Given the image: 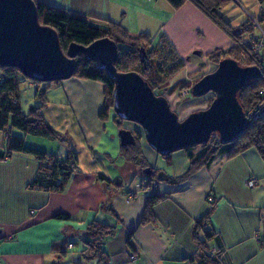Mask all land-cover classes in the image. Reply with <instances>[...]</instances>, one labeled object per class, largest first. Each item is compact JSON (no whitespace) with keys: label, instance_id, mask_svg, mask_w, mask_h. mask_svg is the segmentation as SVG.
<instances>
[{"label":"crops","instance_id":"crops-1","mask_svg":"<svg viewBox=\"0 0 264 264\" xmlns=\"http://www.w3.org/2000/svg\"><path fill=\"white\" fill-rule=\"evenodd\" d=\"M40 1L96 25L119 22L133 35L149 34L150 41L163 35L190 69L197 64L191 63L192 55L206 53L209 63L211 52L236 45L191 1L177 8L167 0ZM218 13L232 28L242 27L248 13L264 26V0H229ZM46 99L42 116L67 141L19 136L27 146L48 154L65 156L73 150L77 168L61 191H43L28 187L38 169L33 156L12 153L0 159V264H74L84 248L85 227L101 218L104 203L121 218L116 233L104 241L108 264H198L201 253L192 227L210 207L207 196L220 203L209 221L217 236L207 243L215 250L211 257L216 264H264V186L258 181L264 176V163L254 149L232 158L217 155L183 182L158 181L153 193L164 197L152 209L154 221L139 225L147 194L130 199L125 194L137 191L142 170L125 159L114 164V138L106 134L105 125L109 118H98L104 100L102 84L71 77L52 84ZM139 146L146 163L162 169L160 157L144 138ZM188 163L183 150L171 153L167 177L182 175ZM249 179L258 186L248 188ZM59 213L69 218H56ZM76 239L81 245L72 251ZM131 255L136 257L133 262Z\"/></svg>","mask_w":264,"mask_h":264},{"label":"trees","instance_id":"trees-1","mask_svg":"<svg viewBox=\"0 0 264 264\" xmlns=\"http://www.w3.org/2000/svg\"><path fill=\"white\" fill-rule=\"evenodd\" d=\"M33 1L36 5L39 23L49 26L56 31L60 47L64 52L67 45L71 42L80 45H88L96 39L107 37L117 45V57L115 60L116 69L120 72H137V70L134 69L136 50L137 57L141 62L144 71L146 70L145 72L138 71V73L151 84L153 89V84L149 79L148 74V72L150 73L151 67L148 61V56L143 47L145 42H148L150 45L152 44L149 34L139 33L133 35L119 22L107 21L104 25H96L87 18L72 14L66 9L49 5L40 0ZM167 1L174 8L179 7L185 1L193 2L194 5L220 30L229 36L234 43L239 41L243 26L232 28L218 13V9L228 3L229 0ZM156 45L161 46V48H163L162 50H164L165 47L168 55H172L171 58L174 56L177 59L175 65H172L171 70H178L183 67V61L178 58L172 45L168 42L165 36H159ZM140 48L144 49L145 63L139 58ZM235 49L236 46H232L226 51L211 52L209 54V59L213 60L214 58L215 62H218L222 58L230 57L234 58L239 64L244 63L245 65H248L249 63L241 62L236 58ZM75 61L76 67L72 77L93 80L101 83L103 86V107L98 114V118L104 121L112 116L113 120L116 121L117 117L112 108L113 81L107 76L104 70L98 69L95 62L87 60L82 53H78L75 56ZM158 71L163 72V69L158 67ZM0 74L2 76L0 81V126H5L10 130L9 137L0 139V159L9 157L12 153L33 156L38 162V169L34 178L28 184V187L43 191H61L71 174L77 168V160L73 150H68L65 156L48 154L42 150L27 146L22 136L11 133V129H16L24 135L42 137L59 142L67 141V138L59 131L52 128L42 116V109L47 101L46 92L50 85L59 81L44 83L46 86L38 89L36 84L40 82L32 81L23 77L15 67L0 66ZM24 78L30 81L28 84L29 87L35 88L33 97L37 103L36 105L30 106L27 113L21 110L19 99V84ZM261 87H264L262 78L247 81L240 88L237 98L244 112L254 105L264 103V97L258 94V89ZM117 124H120V122ZM134 136L135 143L133 144V148H135V152L127 155L126 160H135L134 162H136V164L140 163L138 165L141 167V170L146 167L150 168L151 173L147 175L142 172L141 178H146L148 181H152L155 179L158 170L150 167L141 155L139 146L141 134L135 132ZM217 139L218 137H216V139H211L207 143L184 149L183 151L189 159L188 167L182 175L168 177V182H183L187 180L201 167H208L217 155H225L227 158H232L246 150L254 149L264 163V115L259 119L252 121L242 134L233 141L221 144ZM197 146L200 147L199 150L193 152L192 150ZM158 156L163 159L166 164H170V154ZM98 177L107 181V179L101 174H99ZM54 181H58L59 183L57 184V182ZM163 197L164 196H159L154 193L146 195V202L139 219V225L154 221L152 209ZM206 199L210 207L204 215L194 221L192 234L197 248L201 253L198 264H216V261L211 257L212 255L209 254L210 249L207 247V243L217 236L209 224L210 217L217 206V201L209 196H207ZM100 210L102 213L101 218L93 219L85 227V239L83 241L84 248L77 255L75 263H83L93 258L96 259L97 264H108L109 262V256L104 249V241L107 237L113 236L116 233L118 226L121 224V218L109 203L102 204ZM55 217L61 219L69 218L68 215L62 213L55 215ZM131 234L132 231L129 233V236Z\"/></svg>","mask_w":264,"mask_h":264},{"label":"water","instance_id":"water-1","mask_svg":"<svg viewBox=\"0 0 264 264\" xmlns=\"http://www.w3.org/2000/svg\"><path fill=\"white\" fill-rule=\"evenodd\" d=\"M78 53L94 61L113 81L112 108L116 122L138 125L147 145L160 156L207 143L212 133L218 135L221 144L229 143L251 123L237 95L247 81L260 78L256 65H241L230 57L220 59L213 71L204 74L189 89L193 97L213 93L210 103L180 120L167 99L156 95L138 72L116 69L117 45L111 39L99 38L88 45L71 42L64 52L56 31L39 23L33 0H0V66L15 67L23 77L40 83L61 81L73 76ZM144 57V49L140 48L143 63ZM117 137L121 147L135 143L129 129L119 127ZM142 172L148 175L151 170L146 167ZM167 178L163 171L155 176L160 182Z\"/></svg>","mask_w":264,"mask_h":264},{"label":"rangeland","instance_id":"rangeland-1","mask_svg":"<svg viewBox=\"0 0 264 264\" xmlns=\"http://www.w3.org/2000/svg\"><path fill=\"white\" fill-rule=\"evenodd\" d=\"M241 33L243 34V32ZM158 37H154V41H152L151 45L148 42H145L143 45L146 55L148 56V59H149L148 61L151 67L150 73L148 72L149 79L151 80L153 84V90L155 94L164 96L167 99L171 110L174 111L177 114L178 118L181 120L185 118L191 112L206 108L209 102L211 101V99L213 98V93H208L201 97H193L189 94V89L192 86V84L195 83L200 77H202L206 73L213 71L216 67L217 62H215V59L213 58V60L209 59L210 62L208 63V61H206L207 56H208L206 53H204L201 56L192 55L191 60H190L191 63H197L193 68L190 69L189 66L186 65L187 60L185 59L184 60L185 63L183 62L182 68L178 70H174V69L171 70L172 65H175L177 59L174 56L173 58H171L172 55H168L167 49L165 47H164V50H162L163 48H161V46L156 45V43L158 42ZM241 51H242L241 47H236L235 56L237 59H239V55ZM135 56H136V60L134 61V69L137 70V72L138 71L145 72L146 70L144 71L141 62L139 61L137 57L136 50H135ZM246 62L249 63L248 65L252 63L250 59L249 60L247 59ZM240 64L245 65L244 63H240ZM158 67H161L163 69V72L162 71L159 72ZM29 83L30 81L24 78L23 81H21V83L19 84L20 107H21V110L25 113L28 112V109L30 106L37 104L33 97L35 88L29 87L28 86ZM44 86H46V84L44 83L36 84V87H38V89H41ZM185 91H187L188 94H184ZM105 125H106V134H109L110 136V133H111V135H113V138H114L113 142L115 146L114 148L115 151L112 155L113 156L112 158L115 160L114 164L116 165L122 164L123 160L124 159L126 160L127 155L135 152V148H133V145L126 146V147L120 146L119 140L117 137L118 128L123 127V128L129 129L132 131L134 135H135V132H139L141 134V138H143L142 130L138 125L132 122L120 121V124H117L116 122H114L112 116L109 117ZM11 133L14 135H18V136L22 134L16 129H11ZM106 137L107 136H105L104 140L106 139L108 141ZM216 137H218V135L216 133H212L209 138V141L211 139H216ZM199 148L200 147L197 146L192 151L196 152L199 150ZM134 161L128 159L127 162H131L132 164L135 163V165L140 164V163L136 164V162ZM159 161H160L159 163H161V165L163 166L162 169H159V171H163L164 173H166V175H168L169 171L167 169V165L165 161L161 160L160 158H159ZM111 170L114 171V168H112ZM258 178H259L258 179L259 184H262L264 186V176H260ZM136 180L137 178L135 179V181ZM256 186H258V184ZM221 200L223 199L221 198ZM219 206H220V203L217 201V206L214 209V211H216L219 208ZM79 245H81V240L76 239L75 247L72 251H77L78 249L77 247Z\"/></svg>","mask_w":264,"mask_h":264},{"label":"built area","instance_id":"built-area-1","mask_svg":"<svg viewBox=\"0 0 264 264\" xmlns=\"http://www.w3.org/2000/svg\"><path fill=\"white\" fill-rule=\"evenodd\" d=\"M242 32L239 38V41L236 43V47H241V52L239 55V61L246 62V60L250 59L252 63L250 65H256L260 70L263 82H264V26L261 24L260 20L255 16L248 13L247 20L242 27ZM242 36V37H241ZM244 36V38H243ZM240 45V46H238ZM259 78V79H260ZM2 76L0 74V81ZM184 94H188L187 91ZM258 94L264 97V87L258 89ZM245 117L249 119L251 122L259 119L264 115V103L259 105H254L247 109L244 112ZM10 135L9 128L5 126H0V139L7 138ZM59 183L58 181H54ZM247 187L253 188L257 185V181L255 179H249L246 182ZM158 186V181L153 179L152 181H148L146 178H141L138 182L137 191L129 190L126 192V198L130 199L135 195L140 194H149L156 191ZM71 244H68V247H71ZM210 255L215 254L214 249H210ZM136 257L134 255L130 256V261H135Z\"/></svg>","mask_w":264,"mask_h":264}]
</instances>
